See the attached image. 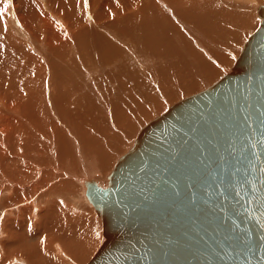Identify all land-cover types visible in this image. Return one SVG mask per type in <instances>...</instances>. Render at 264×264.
I'll return each instance as SVG.
<instances>
[{
  "label": "bare ground",
  "instance_id": "bare-ground-1",
  "mask_svg": "<svg viewBox=\"0 0 264 264\" xmlns=\"http://www.w3.org/2000/svg\"><path fill=\"white\" fill-rule=\"evenodd\" d=\"M79 1H60L70 12L69 19L61 20L51 8V0L46 4L0 0V9L8 4L0 17V207L18 204V215L25 210L54 213L62 207V201L54 199L56 194L61 193L62 198V193L70 197L75 193L67 181H61L65 186L56 183V120L76 130L83 127L74 118L99 128L100 144L96 143L98 137L90 134L85 135V142L90 155L98 154L101 171L104 168L109 174L145 121L182 95L197 93L203 85L208 87L228 70L239 54L236 47L247 39L248 25L255 20H251L252 15L264 3L88 0L82 9ZM78 4L80 15L75 18ZM183 20L192 24L184 26ZM177 24L183 25L187 34L195 31V38L214 48L202 44H196L198 52L183 45L177 48L170 39L180 34ZM141 57L146 60L141 65L142 76L138 69ZM153 61L159 63L153 65ZM150 66L158 69L151 72ZM153 92L159 95V103ZM96 102L103 111L93 117ZM109 130L111 137L122 134L127 145L118 140L112 144ZM67 138L72 144L73 139ZM44 141L51 150H42L40 143ZM41 151L53 159L43 176L42 164L47 161ZM67 156L72 157L71 146ZM65 166L66 177L72 170L68 162ZM25 173L28 175L21 183L11 177ZM96 179L104 183H99L102 186L107 183V176ZM80 181L74 178L71 182L83 184Z\"/></svg>",
  "mask_w": 264,
  "mask_h": 264
},
{
  "label": "water",
  "instance_id": "water-1",
  "mask_svg": "<svg viewBox=\"0 0 264 264\" xmlns=\"http://www.w3.org/2000/svg\"><path fill=\"white\" fill-rule=\"evenodd\" d=\"M257 12L228 72L146 123L105 186L85 182L102 224L85 264H264V3Z\"/></svg>",
  "mask_w": 264,
  "mask_h": 264
},
{
  "label": "rangeland",
  "instance_id": "rangeland-1",
  "mask_svg": "<svg viewBox=\"0 0 264 264\" xmlns=\"http://www.w3.org/2000/svg\"><path fill=\"white\" fill-rule=\"evenodd\" d=\"M38 1H41L44 4L47 3V0H38ZM60 1L61 0H51V3L53 5L51 6V8L54 7L57 16L59 17L61 16L60 17L61 20H63L62 17H64V19H69L70 12L65 7L60 5ZM262 1L264 2V0ZM79 3H80V7L83 9L85 5L84 4L85 0H80ZM51 8H47V9L52 11ZM74 15L75 18H78L80 15L79 4ZM253 19H255L254 22L250 21L251 24L250 26L248 25L249 31L247 32V37L258 26L261 20L257 12H255L252 15L251 20ZM182 23L184 26H189L192 24V21L183 20ZM183 25L180 24L176 25L177 29L180 32L179 35L177 33L176 34L177 36H173V37L169 36L177 48H182L183 45L188 47L189 50L192 48L197 52L198 49L196 47V44H202L203 46L209 47L210 49L214 48L212 44L208 45L204 43L202 40L195 38L196 37L194 36L195 31L193 30L189 31V28L186 27V29L189 31V34H187L186 31L184 30L185 28ZM195 25H197V23H195ZM242 46L236 47V49L241 51ZM203 53L204 52H201V54L204 56ZM237 56L238 54H236V57ZM235 59L236 58L234 56L231 66L228 68V70L234 64ZM145 61L146 60L143 59L142 57L139 61L140 66L138 69L141 76L142 74L145 75L144 70H142L143 67L141 66L143 63H145ZM158 63L159 62L153 61L151 64L156 65ZM150 68H151V72H152V68L158 69V67L156 66H150ZM228 70L225 72L222 71L220 76L216 78L213 82L209 83L208 86L215 83L216 80L218 81V79H220L226 72H228ZM204 87L205 85L201 87V90L206 88ZM153 94L155 97V101L159 103L160 101L159 95L156 94L155 92H153ZM189 95L190 94L188 95L184 94L182 95L183 97L180 96L181 98L175 100L174 103ZM174 103L171 102L162 111L160 112L158 111V113H156L153 117L148 119V121H145L142 127L146 123L153 120L155 117L159 116L160 113L161 114L164 113ZM96 106L97 108L92 115L93 117H96L97 113L103 111L99 107L98 102H96ZM153 112H156L155 108ZM74 120L77 122L79 126L83 128L76 130L70 128L68 123H65L66 126L60 125L56 120V125H58V130L56 134L55 151H56V183H60L62 180L67 181L69 186L75 188L74 189L75 191L73 190L75 193L71 194V197L67 194L62 193L63 197L65 195L64 198H66L64 202H63L64 198L62 197L63 198L62 199L59 196L61 195V193L56 194L58 196L54 199L56 201H60V202L62 201L61 203L63 209L62 207L61 208L58 207V210L56 209V212L54 213L39 214L36 211L33 213H25L26 210L23 213L21 210L23 214L18 215L15 213L16 210L19 209L18 204H13L12 206H9L7 208L0 207V264H85L92 257V255L95 253L96 249L98 248L102 236V224H101L100 216H98L96 212H94L93 205L85 196V188H86L85 182L90 179H94L96 181L97 180L96 178L100 176H103L104 178L105 176H108V174L104 171V168L102 171L99 168V165H101L102 162H99L98 154L96 152L95 153L91 152L92 153L91 155L88 153L89 150L85 142V135L87 134H90L93 137H98L97 133H99L98 132L99 128L97 126L88 127L87 122H83L78 118H74ZM46 126L47 124L44 121L42 127L45 128ZM73 127H77V125ZM67 135L71 139H73L72 144H70ZM107 135L108 137H111L110 130L107 132ZM58 136L60 137V140L58 139ZM122 137H123L122 134H120L119 136L113 135L111 137V143L113 144L114 141L118 140L119 144L121 143V145H127L126 143H124L125 139L122 140ZM101 139H99L98 137L96 143L100 144ZM66 142H68L69 144H67ZM132 144L133 142L131 143V145ZM70 146L72 151L71 158L67 156V152L69 151ZM40 147L42 148V150H46V149L51 150V145L46 141L41 142ZM41 154H43L45 160L47 161L46 164H42L45 167V169L42 172H40L43 176L44 172L48 171V166H49L48 161L53 162V159L50 156V154L49 155L47 154V152L41 151ZM101 157L103 159L102 153H101ZM67 162L69 163L70 169L72 171L68 174V176L65 177L67 171L65 164ZM92 167L94 168V170ZM34 168L38 169V165L34 164ZM27 175L28 173L21 175L19 174L17 176H11V177L15 181L21 183L22 177L24 176L26 178ZM74 178L81 179L80 182H82L83 184H77L71 182ZM99 180H97L98 184L103 183L102 181L100 182ZM104 182H107V180H105ZM61 185L65 186L66 184H63L61 182ZM20 189L24 190L27 189V187L21 186ZM67 197L70 199V201H72L71 203L69 199L67 200ZM64 209L67 210L65 211Z\"/></svg>",
  "mask_w": 264,
  "mask_h": 264
},
{
  "label": "snow or ice",
  "instance_id": "snow-or-ice-1",
  "mask_svg": "<svg viewBox=\"0 0 264 264\" xmlns=\"http://www.w3.org/2000/svg\"><path fill=\"white\" fill-rule=\"evenodd\" d=\"M85 3H87V0H85ZM7 8H8V4L5 2V3L3 4V8L0 9V17H2L3 12L6 11ZM262 115H264V113H262ZM247 119H248V117L245 116V120H247ZM262 125H264V123H262ZM262 141H264V137H262ZM233 144H234V141H233ZM261 171H264V169H261ZM262 183H264V182H262ZM209 195H211V194H209Z\"/></svg>",
  "mask_w": 264,
  "mask_h": 264
}]
</instances>
